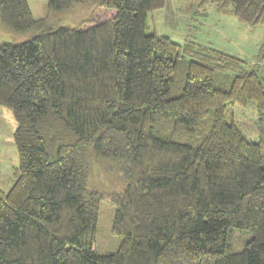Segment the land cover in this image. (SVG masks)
I'll list each match as a JSON object with an SVG mask.
<instances>
[{"label": "trees", "instance_id": "obj_1", "mask_svg": "<svg viewBox=\"0 0 264 264\" xmlns=\"http://www.w3.org/2000/svg\"><path fill=\"white\" fill-rule=\"evenodd\" d=\"M45 1L36 19L28 0H0V28L27 36L0 43V107L16 121L18 155L16 180L0 190V264H264L261 145L232 111L226 120L229 107L253 104L264 127L257 69L146 34L165 0ZM207 4L264 24V0L197 7ZM83 7L76 26L61 24ZM94 163L116 173L110 195L88 188ZM102 200L122 236L114 253L96 251ZM234 232L251 237L229 251Z\"/></svg>", "mask_w": 264, "mask_h": 264}, {"label": "rangeland", "instance_id": "obj_2", "mask_svg": "<svg viewBox=\"0 0 264 264\" xmlns=\"http://www.w3.org/2000/svg\"><path fill=\"white\" fill-rule=\"evenodd\" d=\"M198 2L199 0H165L163 8L148 13L146 34L168 37L180 44L192 41L242 59L251 65V69H257L264 90V24H242L232 15L217 13L211 4L197 7ZM28 6L33 18H41L46 13L45 0H28ZM88 14V7L80 8L66 15L61 24L74 27ZM26 38L25 35L6 33L0 28V43L18 42ZM184 60L188 61L187 58ZM253 108V104L242 109L234 106L230 110L229 107L226 120L232 111V116L246 139L261 145L264 165V127L256 124ZM15 128L16 121L11 112L0 107V190L3 192L11 188L18 175V155L13 141ZM109 166L108 163L93 164L94 174L89 189L109 195L118 189L116 173ZM112 219L113 207L107 200H102L94 229L96 251L99 254L114 253L121 242L122 236L112 232ZM250 237L249 232H234L227 249H241Z\"/></svg>", "mask_w": 264, "mask_h": 264}]
</instances>
